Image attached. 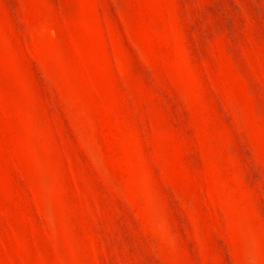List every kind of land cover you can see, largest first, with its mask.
<instances>
[{
	"label": "rangeland",
	"instance_id": "374dc122",
	"mask_svg": "<svg viewBox=\"0 0 264 264\" xmlns=\"http://www.w3.org/2000/svg\"><path fill=\"white\" fill-rule=\"evenodd\" d=\"M0 264H264V0H0Z\"/></svg>",
	"mask_w": 264,
	"mask_h": 264
}]
</instances>
